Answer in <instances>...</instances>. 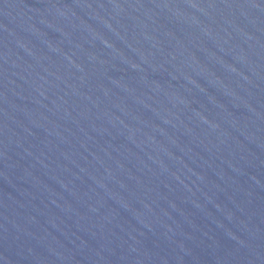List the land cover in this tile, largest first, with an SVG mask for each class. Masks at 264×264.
<instances>
[{"label": "water", "instance_id": "obj_1", "mask_svg": "<svg viewBox=\"0 0 264 264\" xmlns=\"http://www.w3.org/2000/svg\"><path fill=\"white\" fill-rule=\"evenodd\" d=\"M0 264H264V0H0Z\"/></svg>", "mask_w": 264, "mask_h": 264}]
</instances>
